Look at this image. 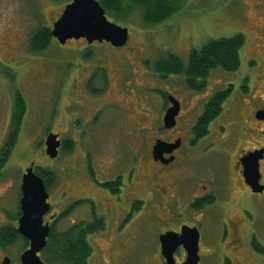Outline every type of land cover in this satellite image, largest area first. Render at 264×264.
Here are the masks:
<instances>
[{"label":"flooded vegetation","instance_id":"af4514ba","mask_svg":"<svg viewBox=\"0 0 264 264\" xmlns=\"http://www.w3.org/2000/svg\"><path fill=\"white\" fill-rule=\"evenodd\" d=\"M48 1L63 3L57 13L52 15L54 17L51 24L45 25L52 34L55 21L73 0ZM252 11L264 17V0H254L251 3L242 0L240 10L244 31L252 32L256 39L255 49L249 54L259 56L264 63V19L252 18ZM131 32L133 31L130 29L128 42L120 47L108 41L96 40L90 43L84 37L69 39L65 44L80 43L81 46H77L78 53L88 62V68L85 66V69L76 70L84 81L77 99L78 108H82L83 115L78 116V112L73 111L74 116L71 117L67 98L65 115L68 129H78L81 140V136L85 137L87 134L86 129L81 126L100 123L104 107L111 106L115 111L110 114L107 122L113 124L112 119L119 113L120 130L134 131L135 134H127L137 141V150H131L134 156L128 155V160L122 164L113 158V170L101 175L95 166L97 158H94V142L90 146L84 144L82 163L86 171L78 178L82 188L77 195L70 193L71 179L76 178L75 174H68L69 190L65 192L67 202L63 210L55 212L49 201L50 192L55 185L51 188L46 185L51 209L44 217L45 223H49L52 230L57 218H64L67 222L64 230L77 227L83 229L89 241L94 237L108 239L111 250L119 251L117 261L138 254L147 264H168L166 254L170 253L177 264L183 263L188 256L185 245L178 244L173 248L169 247V251H164L161 238L167 234L180 236L184 228H195L200 233L199 264H203L204 257H216L221 252L228 257L226 264H233L232 256L237 257L242 252L246 237H251L253 242L257 239L256 217L252 215L251 198L264 192H254L247 184L241 162L250 152L264 147H246L238 142L240 138H250L254 133L248 123L249 118L264 122V119L258 118V113L264 107L259 108L257 105L262 102L253 104L258 75L255 77V84L248 89L250 86L246 82L251 81L252 77L244 75L241 49L240 65L236 69L217 67L203 77L187 76L178 71L179 65L185 60L175 49L167 47L152 64L143 59V65L132 68L128 77L132 85L125 91L123 80L126 74L118 69L120 61L109 54L106 56V66L95 62L96 54H93L91 47L107 43L113 48L124 49V61L128 64L136 63L143 51L131 46ZM110 61L114 62L111 66ZM154 63L156 70L152 72L150 67ZM112 71H120L122 74L117 90L122 100L114 98V81L110 77ZM214 71L221 72V77L217 80H213ZM259 75L264 77V71ZM140 78L144 81L137 84ZM135 98L136 101L133 100ZM244 99H249V103L253 104L250 111ZM87 101L93 105L91 110L86 107ZM25 103V110L18 122L20 129L9 158L5 162L3 156L0 157V182L10 165L22 129L34 120V115L41 121L45 119L43 117L46 112L33 113L28 119V113L31 112L27 101ZM175 104L179 106L178 112L171 122L167 121V112ZM13 123L14 108L8 119L7 126L10 125V128L0 137V155H4L2 149L11 139ZM49 123L44 126V130H48ZM83 130L85 134H81ZM46 131L42 142H39L44 145L45 152L48 134L57 133L50 130L46 134ZM57 134L61 140L59 158L63 149L69 154L72 152L75 140L70 136L65 137L61 132ZM159 146H162L161 149H158ZM260 163L262 170L264 159ZM34 164L35 172L40 176L49 173L45 165ZM21 184L22 178L20 188ZM5 193L3 197L0 196V209L3 207ZM21 215L10 224L0 221V264L6 257L11 259L10 264H22L21 255L29 248V240L18 231ZM12 226L27 241L20 238L14 244H3L4 233L11 231ZM20 240L24 242L23 250L15 259L8 250ZM209 242L214 245L206 246ZM42 251L40 255L44 259ZM241 263L246 264L245 257Z\"/></svg>","mask_w":264,"mask_h":264},{"label":"rangeland","instance_id":"374dc122","mask_svg":"<svg viewBox=\"0 0 264 264\" xmlns=\"http://www.w3.org/2000/svg\"><path fill=\"white\" fill-rule=\"evenodd\" d=\"M253 1L248 0L249 3ZM62 4L48 0H0V137L10 128V125L7 126V124L9 115L12 114L15 106L17 91L27 101L31 112V114L28 113V119L33 113L46 112L44 120L41 121L37 115H34V120L25 129L23 128L25 124L22 127L21 137L14 147L10 165L0 182V191L4 189L0 196L3 197L7 191L4 202L2 201L3 207L0 209V221L4 224L13 223L18 217L22 173L25 167L30 166L31 161L38 165H45L47 171L55 173V186L50 192L49 201L52 203L53 210L58 212L63 210L64 204L67 202L65 192L69 190L68 174L71 176L75 174L74 178H76L71 179L70 193L77 195L78 190L82 188L78 178L86 171V167L82 163L84 144L90 146L91 142H94V158H97V164L99 162L95 166L101 175L113 170V166H115L112 162L113 158H116L117 163L122 164L128 160V155L129 157L134 156L130 152L131 150H137V141L127 134L128 132L134 133V131L120 130L119 113H116L112 119L114 125L107 122L110 119V114L115 111L111 106L104 107L100 123H87L81 126L86 129L87 133L85 137L81 136V140L78 129H70L71 127L68 129L65 115L67 98V108L69 112L71 111V117L74 116L73 111L78 112V116L83 115L81 114L82 108H78L77 99L84 87V81L76 70L85 69V66L88 68V62L78 53L77 46L79 47L81 44L73 42L64 46L55 39L52 42L53 45L43 53L34 54L29 49L30 36L38 26L51 24V19L54 17L52 15L57 13ZM241 4L242 0H186L183 1L180 9L164 22L146 24L143 21V10L138 6H133L128 0L126 2L127 16L118 18L107 11L106 14L111 21L133 31L130 36V44L135 49L142 50L143 55L136 63L128 64L123 59L124 49L113 48L107 43H103L91 47L93 54H96L94 61L104 63L106 66L107 55L110 54L117 58L120 61L118 69L126 74L123 87L127 91L132 85L128 78L132 68L143 65V59L149 60L152 64L164 49L172 47L187 61L193 48H201L213 39L232 37L243 33L245 44L241 50L242 69L244 75L252 77L251 81L246 82L250 86L248 89H251L252 84H255V77L258 75L253 104L262 102L257 107H264V77L259 75L264 71V63L259 56L249 54L255 49L256 39L252 32L244 31L240 17ZM250 10L251 8L249 13ZM250 15L252 18L257 17L255 18L257 20L264 19L253 11ZM109 63L111 66L114 62L110 61ZM155 70L154 63L150 67V71L154 72ZM121 75L120 71L110 73V77L114 81L113 95L118 100H122V96L117 94ZM75 77L78 78L75 79ZM220 77L221 72L214 71L213 80ZM143 81L141 79L137 81V84H141ZM244 101L250 111L253 104L249 103V99H244ZM92 106V103L86 102L88 110H91ZM25 122L27 123V119ZM48 122L50 123L46 131L44 126ZM248 123L254 129V133L250 138H240L238 142L246 147L256 145L264 147V122L249 118ZM50 130L61 132L65 137L70 136L75 140L70 154L63 149L60 157L53 160L46 154L44 145L39 142L40 140L42 142L45 131L47 134ZM81 134H85L84 130ZM262 170L264 184V163ZM251 199L252 215L256 217V240L264 244V192ZM59 218L61 217L57 218L54 225L60 231L65 228L67 222L64 218ZM90 240L94 251L89 258V264H147L138 254H133L126 260L119 259L117 261L119 251L111 250V243L108 239L94 237ZM213 245L211 242L206 243L208 247ZM242 245V252L237 257L232 256L233 264H242L243 257L246 258V264H264V254L254 249L251 237L247 236ZM22 246H24V242L20 240L10 247L8 252L16 259L23 250ZM227 258L221 252L216 257H204L202 262L203 264H226Z\"/></svg>","mask_w":264,"mask_h":264},{"label":"water","instance_id":"95a60500","mask_svg":"<svg viewBox=\"0 0 264 264\" xmlns=\"http://www.w3.org/2000/svg\"><path fill=\"white\" fill-rule=\"evenodd\" d=\"M130 29L111 21L104 6L99 0H73L67 4L62 15L55 21L52 36L65 45L69 39L86 38L93 41H108L114 46H123L128 42ZM179 106L175 104L167 112L166 119L170 121L178 112ZM258 118L264 119V110L258 113ZM46 154L51 158H57L61 140L59 134L51 132L46 138ZM159 146L158 149H161ZM264 159V148L253 152L241 159L244 167V176L247 184L254 192H263L264 184L261 183V160ZM34 162L26 169L22 177L20 207L22 215L19 218L18 231L29 240V248L21 255L22 264H47L42 259L40 252L46 247L50 235L51 226L45 223V215L50 211L51 204L49 192L42 176L35 172ZM164 251L184 244L188 256L181 264H199L200 233L197 229H183L180 236L171 234L161 238ZM168 264H177L172 255L166 254ZM10 258L6 257L2 264H10Z\"/></svg>","mask_w":264,"mask_h":264},{"label":"trees","instance_id":"16d2710c","mask_svg":"<svg viewBox=\"0 0 264 264\" xmlns=\"http://www.w3.org/2000/svg\"><path fill=\"white\" fill-rule=\"evenodd\" d=\"M107 13L116 15L118 18L127 16L126 2L128 0H100ZM133 6H138L143 10V21L146 24H159L173 16L186 0H129ZM60 3V2H58ZM54 38L51 30L45 25H40L30 37V51L40 54L47 51L53 44ZM245 43V35L238 33L232 37H222L210 40L199 49H193L187 61L179 65V70L184 75L193 77H203L209 71L222 67L227 70L236 69L240 65V50ZM26 103L22 94L17 91L14 107V123L12 125V136L3 147L4 161L9 158V153L14 146L16 136L19 132L18 122L25 110ZM46 185L51 188L55 185L56 175L54 172L41 174ZM21 215L19 206L18 216ZM12 226L11 231L4 233L3 244L11 245L18 241L20 234ZM85 231L80 228L71 230H57L54 225L47 245L42 251V256L47 264H89V258L93 254L92 243L85 235ZM26 240V239H24ZM27 241V240H26ZM253 247L257 252L264 254V244L258 241L253 242Z\"/></svg>","mask_w":264,"mask_h":264}]
</instances>
